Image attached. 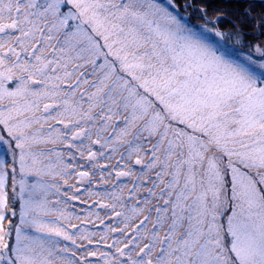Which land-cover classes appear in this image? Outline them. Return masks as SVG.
Wrapping results in <instances>:
<instances>
[{
  "label": "snow or ice",
  "instance_id": "snow-or-ice-1",
  "mask_svg": "<svg viewBox=\"0 0 264 264\" xmlns=\"http://www.w3.org/2000/svg\"><path fill=\"white\" fill-rule=\"evenodd\" d=\"M254 12L0 0V264H264Z\"/></svg>",
  "mask_w": 264,
  "mask_h": 264
},
{
  "label": "trees",
  "instance_id": "trees-1",
  "mask_svg": "<svg viewBox=\"0 0 264 264\" xmlns=\"http://www.w3.org/2000/svg\"><path fill=\"white\" fill-rule=\"evenodd\" d=\"M202 2L208 5L209 9L216 8L229 12H243L247 5L253 4L255 6L254 14L264 12V0H202Z\"/></svg>",
  "mask_w": 264,
  "mask_h": 264
}]
</instances>
